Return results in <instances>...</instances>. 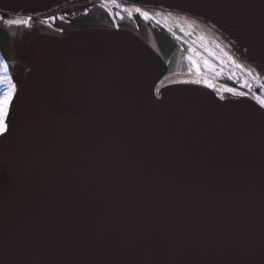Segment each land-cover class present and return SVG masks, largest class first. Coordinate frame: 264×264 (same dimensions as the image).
I'll return each mask as SVG.
<instances>
[{"label":"water","instance_id":"1","mask_svg":"<svg viewBox=\"0 0 264 264\" xmlns=\"http://www.w3.org/2000/svg\"><path fill=\"white\" fill-rule=\"evenodd\" d=\"M117 1L172 10L252 96L158 92L235 85ZM117 1L119 27L95 0H0V51L28 59L0 138V264H264V0ZM28 11L36 33L7 23Z\"/></svg>","mask_w":264,"mask_h":264},{"label":"bare ground","instance_id":"2","mask_svg":"<svg viewBox=\"0 0 264 264\" xmlns=\"http://www.w3.org/2000/svg\"><path fill=\"white\" fill-rule=\"evenodd\" d=\"M98 4L100 9L105 10L103 16L108 15L110 16L115 22H118L115 14L111 8L110 4H104L103 0H95ZM117 5H121L124 7L126 16L128 18L129 22H138L139 17L143 18V23L149 26H152L154 28H158L159 30H163L167 32L172 38H174L178 44L183 45L182 42L187 43L185 40L181 39L174 33L175 28H181L184 31H186L187 34L193 36L198 42L202 43L203 45L207 46L208 48L212 49L216 52V54L220 57V59L224 62L227 69H220L222 73L224 70L231 76V72L225 57L224 52L216 50L215 49V43L211 41L209 38H207L205 35L192 33L190 32V26L176 18L172 15V10L169 9H161L156 7H145V6H136L131 4H126L117 1ZM136 9H139L140 11L137 12ZM28 19L31 18V31L29 30V33L33 32L35 28L38 29L39 22L36 11H28ZM148 13L149 19H145L143 16V13ZM29 27V28H30ZM33 28V29H32ZM36 30V29H35ZM34 30V31H35ZM37 31V30H36ZM36 33V32H35ZM36 36V35H35ZM184 46V45H183ZM226 73V74H227ZM227 76V75H226ZM227 78V77H226ZM228 82L236 85L241 84L237 88L228 87L225 84L217 83L216 81H213L209 78H201V77H167L163 79L161 82H159L158 92L159 90L165 88L166 86H169L171 84H178V83H195L199 85H203L206 87L212 88L217 94L223 95L224 97L228 96H246L247 93L254 92V88L249 86V80H243V79H237L233 78L232 82L228 80ZM235 82V83H233ZM248 96H252L251 93L248 94ZM262 102H259L258 104H261Z\"/></svg>","mask_w":264,"mask_h":264},{"label":"snow or ice","instance_id":"3","mask_svg":"<svg viewBox=\"0 0 264 264\" xmlns=\"http://www.w3.org/2000/svg\"><path fill=\"white\" fill-rule=\"evenodd\" d=\"M139 12V9H136ZM145 19H149L148 13H143ZM31 18L28 20H9L8 24H23L31 26ZM6 54L0 53V69L6 75L0 79V138H5L11 134L10 109L12 108L14 98L17 96V85L9 74V63L5 59ZM7 81V84L4 81Z\"/></svg>","mask_w":264,"mask_h":264},{"label":"flooded vegetation","instance_id":"4","mask_svg":"<svg viewBox=\"0 0 264 264\" xmlns=\"http://www.w3.org/2000/svg\"><path fill=\"white\" fill-rule=\"evenodd\" d=\"M15 33H13V39L16 43V41H19V37H21V33L22 30L18 29L17 31H15ZM28 62L27 56L22 57L20 60H18L17 64H12L13 67V71H14V76H12L13 81L16 83V85H19V81L21 79V77L23 76V73L25 71V63Z\"/></svg>","mask_w":264,"mask_h":264},{"label":"rangeland","instance_id":"5","mask_svg":"<svg viewBox=\"0 0 264 264\" xmlns=\"http://www.w3.org/2000/svg\"><path fill=\"white\" fill-rule=\"evenodd\" d=\"M30 29H31V27L29 28V30H30ZM32 29H33V28H32ZM35 29H36V28H35ZM35 29H34V30H35ZM34 30H33V31H34ZM30 31H31V30H30ZM35 32H36V30H35ZM11 67H12V66H9V70H10V69L12 70V71L10 72V74L13 73V70H14V69L11 68ZM223 72L227 73L225 70H224ZM4 75H6V74H4V73L2 72V69H0V79H2ZM226 75H227V76H226L227 79H229V80L232 82L233 78H231V76H230L228 73H227ZM4 83L7 84V81L5 80ZM233 83H235V82H233ZM235 84H236V83H235ZM236 85H238V84H236ZM239 85H241V84H239ZM239 85H238V86H239ZM221 96H223V95H221Z\"/></svg>","mask_w":264,"mask_h":264}]
</instances>
